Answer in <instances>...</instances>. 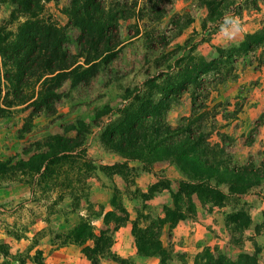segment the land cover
<instances>
[{"label":"trees","instance_id":"obj_1","mask_svg":"<svg viewBox=\"0 0 264 264\" xmlns=\"http://www.w3.org/2000/svg\"><path fill=\"white\" fill-rule=\"evenodd\" d=\"M48 1L0 0L13 5L24 17L16 29L0 23V119L30 110L26 124L31 126L36 115H55L66 84L72 91L100 75L119 79L120 71L114 63L117 56L127 44L140 43L142 51L134 54L133 67L126 74L133 71L141 79L135 84L121 83L124 103L97 107L94 118L108 116L101 123L100 136L109 151L127 161L168 162L183 175L174 193V208L166 209L161 219L150 218L145 226L136 220L133 226L138 253L159 258V264H171L174 254L164 246L161 233L165 223L175 227L185 218L179 205L183 193H196L203 202L219 205L229 195L239 196L264 183L263 164H238L229 156L226 132L220 133V141L212 139L218 118L229 116L228 109L217 111L212 93L232 76L238 77L239 66L246 69L264 64V25L245 33L239 41L218 46L213 56L206 57L195 53L204 38H190L171 47L172 41L194 21L189 12L173 9L178 0H72L71 24L81 31V48L74 53L67 47L65 28L46 17ZM196 1L207 10L205 22L214 24V28L236 15L244 2ZM185 96L191 100V112L173 126L168 114ZM95 124L77 116L62 125L64 134H49L36 148L24 152L29 154L28 159H0V179L17 171L51 175L59 161L79 154L78 149ZM71 131L75 135L69 136ZM116 205L113 198L103 218L106 228L100 234L86 219L70 232L69 238L85 245L83 251L94 264L113 244L114 231L128 220L127 211L124 217L117 215ZM250 219L245 210L230 215L239 229ZM90 240L94 245L87 244ZM194 264L261 263L253 253L241 251L236 257L229 256L216 245L199 251Z\"/></svg>","mask_w":264,"mask_h":264},{"label":"rangeland","instance_id":"obj_2","mask_svg":"<svg viewBox=\"0 0 264 264\" xmlns=\"http://www.w3.org/2000/svg\"><path fill=\"white\" fill-rule=\"evenodd\" d=\"M71 2L49 0L45 15L65 28L69 38L67 47L75 53L81 48V31L71 24ZM173 9L189 12L194 21L172 41L171 47L190 38L199 41L204 38L195 53L206 57L213 56L218 46L239 41L245 33L264 25V0H244L242 9L217 28L205 22L207 10L199 7L196 0H178ZM23 18L10 3H0L1 24L16 29ZM141 51L140 43L136 42L122 49L114 62L116 71H120L119 79L100 75L90 84L72 91L66 84L55 115H36L31 126L26 124L30 110L16 111L10 117L0 119V159L14 160L28 159L29 154L24 152L36 148L49 134H64L62 125L77 116L97 124L92 126L84 145L78 149L79 154L59 161L51 175L43 177L40 173L17 171L0 179V264H52L49 255L61 248H69L64 254L71 256L81 252L90 264H94L83 251L85 245L69 238L70 232L86 219L92 223L94 232L100 234V230L106 228L103 218L111 209L113 198L117 215L124 217L127 211L128 220L114 231L113 244L98 256L96 264H103L105 260L125 263L126 259L130 264H139L122 258L113 246L122 239L125 248L131 250L136 244L134 222L137 220L139 225L145 226L150 218L165 217L166 209L174 208V193L184 178L168 162L127 161L109 151L100 136L101 123L108 116L95 120L94 111L106 103L113 107L124 103L120 84H135L141 79L133 71L126 74L133 67L134 54ZM212 100L213 105L217 104V111H229V116L219 117L214 124L213 141H220V133L226 132L227 152L234 162L262 167L264 64H254L246 69L239 66L238 77L232 76L214 91ZM190 112L191 100L185 96L180 104L172 107L168 120L176 126ZM68 135L73 136L75 132ZM222 188L227 191V187ZM180 200V211L185 218L175 227L165 223L161 233L164 246L174 254L169 263L194 264L199 251L206 246L218 245L229 256L236 257L239 252L247 251L264 264V183L239 196L229 195L219 205L203 202L196 193H183ZM240 210L247 211L251 219L248 225L239 229L231 222L230 215ZM110 226L114 228V221ZM87 244L94 245V241ZM150 263L159 264L160 259L153 257ZM70 264L77 263L71 260Z\"/></svg>","mask_w":264,"mask_h":264},{"label":"crops","instance_id":"obj_3","mask_svg":"<svg viewBox=\"0 0 264 264\" xmlns=\"http://www.w3.org/2000/svg\"><path fill=\"white\" fill-rule=\"evenodd\" d=\"M180 227V226H178ZM126 244L122 242V239L113 246L115 252H117L122 258H128L129 260H133L135 263L139 264H151L150 261L153 257H145L138 253L136 244L131 250L125 248ZM67 249V248H66ZM65 248H61V250L55 251L53 254L49 255V261L52 264L58 262H66V264H70L71 260L77 264H90V261L80 252L77 256H71L70 254H64L65 251H69V248L66 250ZM71 257L73 259H71ZM103 264H130L126 259L125 263L118 260H105Z\"/></svg>","mask_w":264,"mask_h":264}]
</instances>
